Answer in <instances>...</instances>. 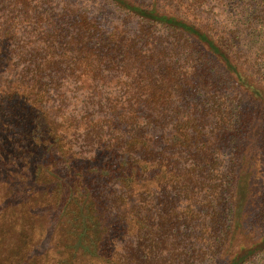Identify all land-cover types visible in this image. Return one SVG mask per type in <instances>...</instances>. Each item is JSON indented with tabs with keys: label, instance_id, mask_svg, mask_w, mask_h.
Masks as SVG:
<instances>
[{
	"label": "trees",
	"instance_id": "1",
	"mask_svg": "<svg viewBox=\"0 0 264 264\" xmlns=\"http://www.w3.org/2000/svg\"><path fill=\"white\" fill-rule=\"evenodd\" d=\"M101 1L117 12L109 28L75 0H0V227H29L27 199L43 183L61 249L8 251L0 236V264H175L224 217L222 198L228 222L214 260L248 264L264 254L261 63L200 9L204 0ZM224 81L245 102L226 179ZM76 87L96 105L69 102ZM78 134L91 155L75 149Z\"/></svg>",
	"mask_w": 264,
	"mask_h": 264
},
{
	"label": "rangeland",
	"instance_id": "2",
	"mask_svg": "<svg viewBox=\"0 0 264 264\" xmlns=\"http://www.w3.org/2000/svg\"><path fill=\"white\" fill-rule=\"evenodd\" d=\"M75 2L82 10L101 19L103 26L109 28L113 24H116L115 22L118 18L117 12H115L111 6L104 5L101 0H75ZM146 2L148 3V1ZM200 9L203 10L205 14L211 16L212 19L219 24V28L226 31L229 36H235L236 41L245 52L257 58L256 62L261 63L257 65L264 78V0H204ZM128 25L135 26L134 23ZM156 32L159 35L165 33V31L159 27ZM218 88L223 89L216 95V100L217 102H221L224 107L228 106V109L231 112L230 119L233 124L230 128L228 141L221 151L222 166L220 171L223 175V179H226V173H228L231 168V158L233 153L234 143L233 140H231V137L233 138V132L238 127V110L241 106H244L245 102L240 100L241 95L233 89L242 87L224 81L222 86H219ZM106 89L108 92L118 93L119 91V88ZM68 90L69 92L67 94L69 102H77L79 107L96 105L97 99L91 95V92L87 87L68 88ZM197 98H199L200 100H198L203 102L206 106H209L212 103L207 96L199 95ZM76 136L74 138L75 149L77 151H84L85 156L91 155V152H94V150H90L86 145L87 142L84 141L83 136L81 134ZM60 168L61 172L64 173L63 167ZM46 177L42 178L46 180ZM258 179L262 181V177H258ZM35 185L37 189H39L37 190L39 193L32 196V199H27L28 203H30L28 205L29 211L32 213L31 215H26V218L30 222L29 227L23 229L20 225V220L16 221L13 225L2 224L0 227V236H4V239L6 236L5 249L7 247L8 251L13 247H15V250H27L26 246L29 245L32 250L31 253L46 252L48 255L59 254L61 252L60 246H57L59 227L56 225L59 218H57L55 208L44 198L45 195L43 191H41L45 188V184H37L36 182ZM225 185L226 182L223 186ZM254 186L257 187L259 185L255 183ZM30 193H28V191L26 192V194ZM170 194L171 197L174 196V192H170ZM225 195L226 190L223 191V197ZM1 196L2 191L0 189V206L2 204L1 201L4 199L1 200ZM5 201H7V199ZM219 208L225 209L224 198L221 199ZM223 209L220 210L224 217L220 215L217 218V223L211 225L213 226L211 230H207V232H204V229L202 230L203 235L200 245H197L196 249L192 251L194 253L191 252V255L188 258L186 257L184 260L180 259L175 264H223L226 258V253L224 252L223 256L220 258L217 257V259L214 260V256L219 249L218 245L224 236V226L226 222H228L227 215ZM201 229L202 228H199V230ZM196 230L197 229H195L194 232H196ZM180 231L187 236L189 235L191 228L184 225V227H181ZM33 233L36 235L33 236ZM30 239H32V241ZM248 264H264V254L254 257Z\"/></svg>",
	"mask_w": 264,
	"mask_h": 264
}]
</instances>
